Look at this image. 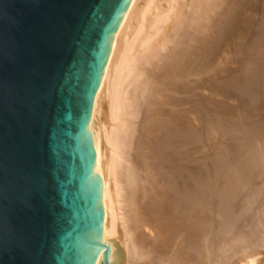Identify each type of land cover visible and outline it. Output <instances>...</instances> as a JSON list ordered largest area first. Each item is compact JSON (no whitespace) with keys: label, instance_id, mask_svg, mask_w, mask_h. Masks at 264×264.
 <instances>
[{"label":"bare ground","instance_id":"obj_1","mask_svg":"<svg viewBox=\"0 0 264 264\" xmlns=\"http://www.w3.org/2000/svg\"><path fill=\"white\" fill-rule=\"evenodd\" d=\"M88 126L109 264H264V0H131Z\"/></svg>","mask_w":264,"mask_h":264},{"label":"water","instance_id":"obj_2","mask_svg":"<svg viewBox=\"0 0 264 264\" xmlns=\"http://www.w3.org/2000/svg\"><path fill=\"white\" fill-rule=\"evenodd\" d=\"M131 0H0V264H95L89 122Z\"/></svg>","mask_w":264,"mask_h":264},{"label":"rangeland","instance_id":"obj_3","mask_svg":"<svg viewBox=\"0 0 264 264\" xmlns=\"http://www.w3.org/2000/svg\"><path fill=\"white\" fill-rule=\"evenodd\" d=\"M263 167H264V165L262 166V170L264 171V168H263ZM254 171H255V172H254ZM263 173H264V172H263ZM263 173L260 175V176H261V177H260V176L257 175L256 170H255L254 168H252V171L250 172L249 177H252V181H253V182L255 181V188H258V186H259L260 183H261V186L263 185V180H264V177H263L264 174H263ZM255 175H257V176H255ZM257 178H259V179L257 180ZM261 180H262V182H261ZM257 183H258V185H257ZM258 189H259V193L262 194V196H263V198H264V195H263V193H264V192H263V191H264V185H263L262 188H258ZM258 189H257V190H258ZM257 190H256V191H257ZM262 192H263V193H262ZM256 205H257V204H255V205H253V206H255V208H257L260 204L257 205V207H256ZM253 206H252V207H253ZM255 208H254V207H253V209L251 208L253 211L250 210V212H252V213L248 212V214H249V215H253L254 212H255ZM249 215H248V216H249ZM234 258H236V259L238 260V256H237V257H236V255H235V257L232 256V259H233V260H234ZM228 259L230 260V258H228ZM232 259H231L230 261H226V260H225V261H226V262H230V264H231ZM236 259H235V260H236ZM235 260H234V262H235ZM224 263H225V262H223V264H224ZM221 264H222V263H221ZM226 264H227V263H226Z\"/></svg>","mask_w":264,"mask_h":264}]
</instances>
